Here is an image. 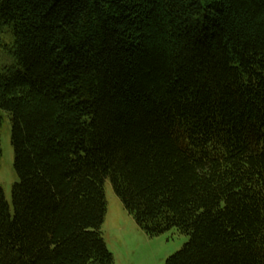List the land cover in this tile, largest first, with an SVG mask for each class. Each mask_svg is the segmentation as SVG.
<instances>
[{"label":"trees","instance_id":"obj_1","mask_svg":"<svg viewBox=\"0 0 264 264\" xmlns=\"http://www.w3.org/2000/svg\"><path fill=\"white\" fill-rule=\"evenodd\" d=\"M0 35V264H115L105 179L189 237L163 264H264V0H0Z\"/></svg>","mask_w":264,"mask_h":264},{"label":"rangeland","instance_id":"obj_2","mask_svg":"<svg viewBox=\"0 0 264 264\" xmlns=\"http://www.w3.org/2000/svg\"><path fill=\"white\" fill-rule=\"evenodd\" d=\"M0 114L3 119L0 128L2 150L0 188L8 203L9 211L13 215L12 189L18 177L13 167L14 153L10 140L11 121L6 111L0 110ZM104 192L106 214L101 225V232L107 248L114 256L115 264H163L169 255L178 251L187 242L189 237L179 233L175 228L157 236H147L126 211L109 179L104 181Z\"/></svg>","mask_w":264,"mask_h":264}]
</instances>
